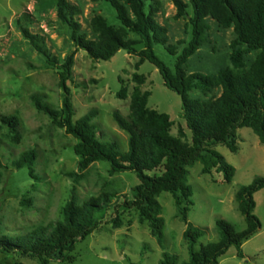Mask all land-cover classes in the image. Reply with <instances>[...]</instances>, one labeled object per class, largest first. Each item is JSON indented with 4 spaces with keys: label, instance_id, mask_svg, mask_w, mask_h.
Segmentation results:
<instances>
[{
    "label": "rangeland",
    "instance_id": "374dc122",
    "mask_svg": "<svg viewBox=\"0 0 264 264\" xmlns=\"http://www.w3.org/2000/svg\"><path fill=\"white\" fill-rule=\"evenodd\" d=\"M81 9L78 17L82 29L94 38L90 20L102 15L112 26L120 22L112 6L106 2L93 0H69ZM160 2L156 21L168 29L169 44L177 45L180 54L191 40L189 17L174 19L176 8L172 0ZM153 1V2H154ZM188 3V0H185ZM152 0L148 5L153 4ZM149 10V9H148ZM24 16L29 18L27 24ZM20 21L26 24L33 34L46 40L51 53L63 60L75 50L67 29L58 19L54 0H0V116L14 115L19 119V144L8 138V129L0 130V222L1 233L6 236H22L40 228L48 227L63 219V208L71 199L79 205L102 193L127 195L132 197V189L140 183L134 172L110 175V164L97 162L84 171L79 170L80 159L74 152L77 141L65 130L58 128L52 120L37 110L31 100L34 94H41L53 108L60 110L63 104V91L59 87L57 71L49 68L27 40L23 38ZM209 41L186 65L189 73L214 75L231 65L230 44L235 38L233 29L224 30L210 20ZM156 56L172 71L175 70L176 56L164 46L154 45ZM256 54L247 56L249 64ZM72 103L78 120L90 111H96L94 120L99 137L104 141L117 143L120 152L128 150V134L122 131L113 118L114 112L124 117L129 115L130 95L136 86L132 81L134 73L144 75L146 83L142 91H150L149 108L170 116L174 123L171 134L178 135L180 126L186 127L183 119L182 99L165 85L159 70L145 62L135 69L138 58L126 51H119L111 60L93 62L86 52L80 50L75 57ZM124 81V83L121 82ZM126 86L127 100H119L118 92ZM217 89L211 96H219ZM210 96V97H211ZM193 98L207 100L199 92L191 93ZM189 142L191 132L186 130ZM238 152L233 153L226 146L213 147L225 161L235 169L233 181L224 182L223 173L213 170L202 174L203 165L195 162L188 167L187 181L193 189L194 206L188 213V220L204 231L203 238L196 245L217 242L219 234L216 221L231 223L237 231H244L246 221L239 210L235 195L242 187L251 184L256 178H264V145L250 128L236 131ZM34 150L36 162L34 177L29 169L17 170L14 161L25 152ZM77 173L82 178L69 176ZM161 216L164 219V248L151 235L148 223H141L136 211H122L121 228H114L111 218L116 198L111 200V208L99 213L100 228L85 240L76 244L69 253L73 261L61 262L56 258L49 264H160L166 252L176 258V264L189 260L188 244L183 234L186 229L180 219L175 199L171 193L160 195ZM255 215L261 222L258 234L246 241L242 247L244 258L238 257V250L231 247L220 264H264V189L255 194ZM0 264H41L38 259L8 256L0 253Z\"/></svg>",
    "mask_w": 264,
    "mask_h": 264
},
{
    "label": "trees",
    "instance_id": "16d2710c",
    "mask_svg": "<svg viewBox=\"0 0 264 264\" xmlns=\"http://www.w3.org/2000/svg\"><path fill=\"white\" fill-rule=\"evenodd\" d=\"M59 21L67 27L75 50L63 60L51 53L46 40L39 34L30 32L24 16L20 21L23 38L29 42L49 68L57 71L59 87L63 91V104L60 110L48 104L43 95L34 94L31 100L37 110L47 115L55 126L65 130L76 141L74 152L80 159L79 170L82 172L97 162L110 164V175L134 172L140 183L132 189V197L102 193L97 198L79 205L75 199L68 201L63 208V219L48 227L37 228L26 235L6 236L1 233L0 253L8 256L18 255L23 258L38 259L41 264H49L56 258L61 262L73 261L69 253L78 242L85 240L101 226L99 213L110 209L112 198H116L111 221L114 228H121L122 211H136L141 223H148L151 235L159 246L164 248L165 222L158 201L161 194L173 195L180 219L186 229L183 237L188 244L189 260L184 264H220L221 259L231 247H235L239 258L243 259L242 247L246 241L259 233L261 222L255 215V194L264 189V178H256L251 184L242 186L235 198L247 227L237 231L223 219L216 221L219 234L217 242L201 246L196 245L204 236V231L188 220V213L194 206L193 189L188 184V167L195 162L203 165L202 174L213 170L223 173L224 182L230 184L235 176V169L224 157L213 149L222 144L233 153L238 152L236 131L250 128L264 145V0H172L176 8V21L189 17L191 40L178 54V46L169 44L168 29L156 21L160 11V2L152 0H93L95 3L106 2L116 12L119 27L112 26L102 15H95L90 20L94 38L83 31L78 19L81 9L69 0H54ZM149 9V10H148ZM210 20L219 28L233 29L234 40L230 44L231 65L214 75L189 73L186 65L209 41ZM162 45L176 56L175 70L167 67L155 54L154 45ZM83 50L95 63L111 60L119 51L136 56L135 69L149 62L160 72L164 85L182 99L183 119L186 127L180 126L178 135L171 134L174 126L170 116L149 108L150 91H142L146 77L134 73L132 81L136 84L131 95L129 115L124 117L114 112L113 118L118 127L128 134V150L120 152L118 145L104 141L98 135L94 120L96 111H90L76 120V110L72 103L73 70L76 54ZM256 55L248 64L250 54ZM122 83L124 81L121 80ZM221 90L219 96H211L215 90ZM199 92L207 100L191 97ZM119 100L129 98V90L123 86L116 95ZM19 119L14 116H0V130L8 129V138L19 144ZM186 130L191 132V141ZM34 150L25 152L14 161L17 170L29 169L34 177L33 167L36 162ZM69 176L82 178L77 173ZM160 264H176V258L163 254Z\"/></svg>",
    "mask_w": 264,
    "mask_h": 264
}]
</instances>
